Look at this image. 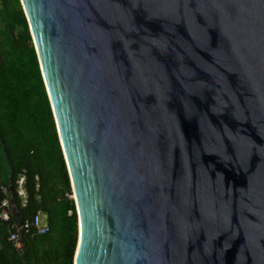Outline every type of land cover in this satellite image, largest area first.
I'll use <instances>...</instances> for the list:
<instances>
[{"label":"water","instance_id":"1","mask_svg":"<svg viewBox=\"0 0 264 264\" xmlns=\"http://www.w3.org/2000/svg\"><path fill=\"white\" fill-rule=\"evenodd\" d=\"M19 1L72 264H264V0Z\"/></svg>","mask_w":264,"mask_h":264},{"label":"trees","instance_id":"2","mask_svg":"<svg viewBox=\"0 0 264 264\" xmlns=\"http://www.w3.org/2000/svg\"><path fill=\"white\" fill-rule=\"evenodd\" d=\"M24 176L26 199L16 182ZM22 223L42 212L49 232L24 231L22 251L8 241L14 220H0V264H72L77 217L56 127L19 0H0V188ZM0 191V200L3 198Z\"/></svg>","mask_w":264,"mask_h":264},{"label":"built area","instance_id":"3","mask_svg":"<svg viewBox=\"0 0 264 264\" xmlns=\"http://www.w3.org/2000/svg\"><path fill=\"white\" fill-rule=\"evenodd\" d=\"M17 185V192L18 196L25 201L26 199V193L24 190L25 185V178L24 176H21L18 181L16 182ZM0 191L2 193V199L0 200V220L4 222H8L11 218L12 213V204L10 201V190H8V187L2 186L0 188ZM42 212H38L33 219L26 221L25 223H22L21 229L23 232L33 230L35 234L39 236L46 235L49 232V225L47 222V217L44 216ZM13 228L15 229L14 233H11V235L8 238V241L11 242L14 246V248L17 251H22L23 243L20 239V235L18 233V230L15 228V225H13Z\"/></svg>","mask_w":264,"mask_h":264},{"label":"rangeland","instance_id":"4","mask_svg":"<svg viewBox=\"0 0 264 264\" xmlns=\"http://www.w3.org/2000/svg\"><path fill=\"white\" fill-rule=\"evenodd\" d=\"M44 216H46V215H44Z\"/></svg>","mask_w":264,"mask_h":264}]
</instances>
